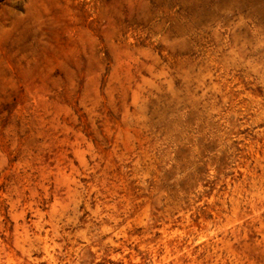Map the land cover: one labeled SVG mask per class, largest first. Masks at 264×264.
Wrapping results in <instances>:
<instances>
[{
    "label": "rangeland",
    "instance_id": "obj_1",
    "mask_svg": "<svg viewBox=\"0 0 264 264\" xmlns=\"http://www.w3.org/2000/svg\"><path fill=\"white\" fill-rule=\"evenodd\" d=\"M0 264H264V0H0Z\"/></svg>",
    "mask_w": 264,
    "mask_h": 264
}]
</instances>
